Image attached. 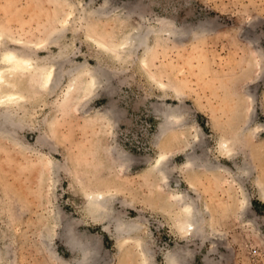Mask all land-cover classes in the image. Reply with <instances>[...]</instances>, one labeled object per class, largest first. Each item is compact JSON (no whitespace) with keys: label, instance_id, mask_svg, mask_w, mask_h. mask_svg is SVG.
<instances>
[{"label":"rangeland","instance_id":"1","mask_svg":"<svg viewBox=\"0 0 264 264\" xmlns=\"http://www.w3.org/2000/svg\"><path fill=\"white\" fill-rule=\"evenodd\" d=\"M134 29L155 31L149 49L120 60L89 39L117 44ZM0 31V52L56 56L64 74L57 88L28 91L14 132L0 133V264H69V228L91 241V264H142L135 242L119 247L122 221L142 226L146 264L173 252L178 264H264V0H0ZM100 63L104 88L61 100ZM165 104L181 120L162 134ZM238 133L234 157L220 156L218 142ZM161 153L166 182L149 171ZM174 190L202 212L193 234L161 213ZM87 191H110L112 212L88 213Z\"/></svg>","mask_w":264,"mask_h":264},{"label":"bare ground","instance_id":"2","mask_svg":"<svg viewBox=\"0 0 264 264\" xmlns=\"http://www.w3.org/2000/svg\"><path fill=\"white\" fill-rule=\"evenodd\" d=\"M152 33H155L153 29H148L145 32L134 29L133 34L129 38L123 39L117 44H108L92 36L89 39L93 45L95 44L98 52L106 54V56H111L115 60H120L123 58L124 53H132L140 46H145V51H148L149 47L146 45ZM6 38H8L6 34L0 31V45ZM141 62L146 64L145 56L141 58ZM63 76L61 62L56 56L50 58H35L23 52L22 49H7L1 51L0 133L12 134L14 132L11 129L15 125L14 119L17 115V110L22 107L28 97V91L30 94L31 91L32 93L33 91L38 93L41 91L44 92V90H52L62 82ZM105 76L107 75L103 63L88 70L81 71L76 77L70 79L66 88L62 90V94H60L61 100L65 102L72 98L79 100L87 99L96 90L102 87L104 88ZM159 86L164 87L165 84L160 82ZM161 113L163 118L161 119V123L159 122V128L162 134H164L170 129L172 123L181 120V111L178 107L174 108L165 104ZM241 139V133L231 138L221 139L217 147L219 155L232 159L235 155L237 145L239 143L241 144ZM186 163L192 168L198 167L193 157L188 158ZM246 164V162H243V166H239L237 171L241 170L243 173L246 172L248 169ZM52 165L53 169H55L54 162H52ZM149 171L154 176H157L159 180L161 179L166 182L169 179V173L172 171L169 154L161 153L155 163L150 165ZM82 195L83 206L88 213L94 214L95 216H102L112 212V194L110 191H87ZM261 195L264 197V189L261 191ZM162 202V206L160 207L161 213L170 220L178 234L189 235L199 230L202 212L189 194L181 190H174L169 197L165 196ZM141 228L142 226L137 223L122 221L117 224L116 232L118 235H122L119 247L122 248L126 243L131 241L133 243L135 242L134 244H136L138 252L141 255L140 259L142 260V264H146L149 259L148 249L145 248L146 246H144V242L140 236H137ZM74 236L75 233L69 228L68 243H70V247L74 253L69 264H91L93 258L92 252H94L89 246L91 241L88 240L89 243L87 241L83 242L84 240H77ZM181 257V255H176L175 252L173 254L171 253L168 256V264H178Z\"/></svg>","mask_w":264,"mask_h":264}]
</instances>
